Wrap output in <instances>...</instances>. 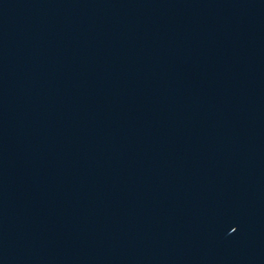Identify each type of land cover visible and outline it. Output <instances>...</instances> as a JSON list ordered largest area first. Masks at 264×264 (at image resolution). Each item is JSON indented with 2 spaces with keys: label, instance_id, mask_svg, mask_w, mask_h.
I'll return each mask as SVG.
<instances>
[{
  "label": "water",
  "instance_id": "1",
  "mask_svg": "<svg viewBox=\"0 0 264 264\" xmlns=\"http://www.w3.org/2000/svg\"><path fill=\"white\" fill-rule=\"evenodd\" d=\"M0 264H264V0H0Z\"/></svg>",
  "mask_w": 264,
  "mask_h": 264
}]
</instances>
